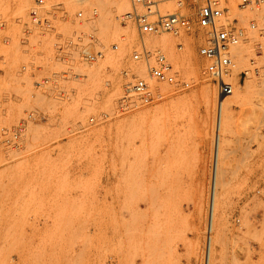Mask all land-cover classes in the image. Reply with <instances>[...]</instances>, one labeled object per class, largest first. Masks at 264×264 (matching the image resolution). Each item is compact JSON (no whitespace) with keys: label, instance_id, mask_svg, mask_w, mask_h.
<instances>
[{"label":"rangeland","instance_id":"374dc122","mask_svg":"<svg viewBox=\"0 0 264 264\" xmlns=\"http://www.w3.org/2000/svg\"><path fill=\"white\" fill-rule=\"evenodd\" d=\"M223 1L245 26L264 16V0L259 11L239 10L235 0ZM65 2L68 9L75 7L72 0ZM33 3L0 0V21L13 37L11 48L0 51L6 55V63L0 62L4 70L0 75V131L19 125L30 110L25 104L31 101L40 106L38 112L47 115L46 121L27 126L18 148L0 144V264H13L12 256L24 241L21 230L26 227L34 230L26 264H43L50 248L58 264L76 260L75 247L84 241L78 237L77 227L91 217L93 206L70 200L66 204L53 202L50 196L85 191L86 179L48 173L49 167L74 165L110 170L118 201L111 207L115 214H125L123 234L132 260L139 257L141 264H181L182 260L206 264L211 215L209 264H255L254 245H264V226L263 232L259 231L252 218L264 212V33L250 32V41L239 48L233 79L237 100L233 94L221 109L217 87L205 74L206 61L199 54L205 43L201 33L165 34L167 41L162 47L193 84L188 89L160 85L161 96L156 102L120 114L118 102L134 82V75L148 78L141 64L132 59V49L139 42L136 28L133 24L122 26L119 19L131 10V0L105 3L99 19L82 29L84 35L94 36L97 49L106 52L96 63H56L51 60L48 38H39L41 44L34 52L40 56L35 63L44 75L64 71L79 75L60 78L61 94L35 90L29 76L19 74L21 65L29 61L20 36ZM160 7L163 15L177 10L175 0H166ZM185 11L195 26L196 6ZM60 28L67 36L74 30L66 21ZM116 43L119 49L112 51ZM245 69L252 70L247 78L240 76ZM202 92L211 101L209 106ZM233 97L235 102H231ZM103 113L110 115L108 121L101 122ZM90 117L98 123L88 125ZM216 150L212 205L211 167ZM93 179L100 181L102 176L87 180ZM51 214H57L53 221L57 232L46 234L39 219ZM19 216H34L35 221L25 224ZM112 223L116 234L119 221ZM122 246L117 242L112 255L117 256Z\"/></svg>","mask_w":264,"mask_h":264},{"label":"built area","instance_id":"2783aa9c","mask_svg":"<svg viewBox=\"0 0 264 264\" xmlns=\"http://www.w3.org/2000/svg\"><path fill=\"white\" fill-rule=\"evenodd\" d=\"M75 7L68 9L65 0H34L29 11V21L23 25L20 44L29 61L20 67V75L27 74L32 80L35 90L47 93L49 91L64 92L60 78L68 79L69 75L79 77L70 71L48 73L44 75L42 68L35 63L40 54L34 52L36 46L41 43L40 37H47L53 51L52 61L61 65L76 62L93 64L103 59L105 50L95 47L93 35H84L82 29L93 25L104 11V4L117 2L118 0H72ZM166 0H131V10L120 16L122 26L133 24L136 28L139 42L132 49V59L140 63L148 78L134 75L131 83L120 98L117 112L127 113L139 106H149L157 101L159 96L158 87L167 85L173 88L188 89L193 84L192 80L184 78L183 73L170 61L162 46L149 43L147 39L170 34L180 36L199 31L204 38V45L199 49V54L206 61L205 74L212 80L218 90V96L222 103L234 94V76L237 70V52L241 45L250 41V32L264 33V16L260 22L251 21L248 26L241 24L237 17L232 16L223 0H175L177 10L175 13L161 14V4ZM239 10L255 8L261 10L263 0H235ZM197 8L195 26L192 18L185 10ZM70 23L74 30L69 36L61 33L60 24ZM13 44V37L8 33L4 22L0 21V51L8 50ZM179 48L183 46L179 44ZM119 49V44L111 46L112 51ZM0 62L6 63V55L0 54ZM251 66L255 61H250ZM252 72L245 69L240 76L247 78ZM258 73V69H254ZM4 70L0 68V75ZM127 74V73H125ZM30 110L25 111V117L19 125L12 128H2L0 131V144L7 148H18L22 138L31 122L46 121L47 115L39 110V105L33 101L25 104ZM110 115L103 113L101 122L108 121ZM98 119L90 117L87 124L96 125ZM78 126L83 125L78 123ZM83 130V128H80ZM218 166V151L216 150L212 162L211 177V203H214L216 190L215 172ZM212 222L207 227V243L205 251L206 264H209L211 249Z\"/></svg>","mask_w":264,"mask_h":264},{"label":"crops","instance_id":"0c3cea01","mask_svg":"<svg viewBox=\"0 0 264 264\" xmlns=\"http://www.w3.org/2000/svg\"><path fill=\"white\" fill-rule=\"evenodd\" d=\"M48 173L58 174L60 177L68 175L83 177L86 179L85 184L86 190L77 189L76 191L63 196L62 195H51L53 202L66 204L69 200L77 204L92 205L91 217H86L81 222V225L77 227L78 237H81L84 241L78 242L75 247L76 260L69 263L60 264H141V259L137 257L135 260L131 259V252L125 247L126 236L124 232V213L114 212L112 205L118 203L116 196L113 195L116 183L110 179V170L103 167H93L92 169L86 166H54L48 168ZM102 176V179L91 181L87 180L89 177L94 178ZM0 194L2 192L0 191ZM119 203H123L120 198ZM57 214H51L48 218L39 219L43 225L42 230L46 234H53L57 232L56 225L53 221L57 220ZM258 223L259 231L263 232L264 226V212H259L252 216ZM23 223L35 221L34 216H19L18 218ZM118 219L119 221V232L115 234V226H113V220ZM41 226V225H40ZM21 234L24 237V241L19 246V251L14 253L12 256L13 264H26L25 258L30 251L27 247L30 245V239L34 236V230L30 227H26L21 230ZM264 235V232H263ZM121 242L123 246L118 248V255H112V251L116 252L115 244ZM35 245V242L33 243ZM257 254L254 257L255 264H264V245L255 244ZM28 250V251H27ZM50 248V256L45 259L43 264H58L54 262L53 252ZM65 251V250H64ZM181 264H189L187 260H182Z\"/></svg>","mask_w":264,"mask_h":264},{"label":"bare ground","instance_id":"6f19581e","mask_svg":"<svg viewBox=\"0 0 264 264\" xmlns=\"http://www.w3.org/2000/svg\"><path fill=\"white\" fill-rule=\"evenodd\" d=\"M116 7L118 8V6L116 5ZM23 9V8H22ZM192 11V10H191ZM190 12V11H189ZM110 13H111V11H110ZM167 41V37L164 35H161V36H159V37H155V38H150L149 40H148V42L149 43H153L154 45H158V46H165V42ZM243 52V51H242ZM240 54V53H239ZM218 91V90H217ZM235 95L237 94V93H234ZM234 95V96H235ZM202 96L204 97V100H205V105L207 104L208 106L211 104V101L210 100H207L206 99V93H203L202 92ZM245 96V95H244ZM243 96V97H244ZM236 97H237V95L235 96V99H236ZM218 98H219V104L221 103V101H222V98L221 97H219L218 96ZM234 97H233V100H231V102H235L234 100ZM239 99V98H238ZM237 100V99H236ZM241 100V99H240ZM163 108V107H162ZM209 108V107H208ZM220 109V108H219ZM206 110H208V109H206ZM208 114V113H207ZM219 118V120L217 121L218 122V126H217V134H216V136H217V140H218V136H219V133H218V131H219V122H220V116L218 117ZM133 170H134V168H133ZM132 174H133V172H132ZM215 175V177H216V174H214ZM216 179V178H215ZM146 203V202H145ZM151 204V203H150ZM149 205V204H148ZM135 207V206H134ZM138 208V207H137ZM136 208V209H137ZM131 209H132V207H131ZM150 209V208H149ZM134 210V209H133ZM135 211V210H134ZM141 211V210H140ZM145 210H143V212H144ZM147 211V210H146ZM135 212H137V211H135ZM140 213H142V212H140ZM134 214V213H133ZM132 214V215H133ZM144 215H146V214H144ZM133 217H134V215H133ZM211 218H212V216L210 215V222H211ZM210 222H209V224H210Z\"/></svg>","mask_w":264,"mask_h":264}]
</instances>
